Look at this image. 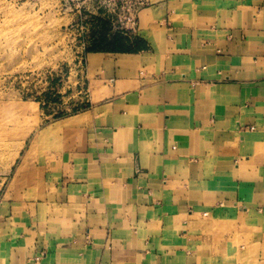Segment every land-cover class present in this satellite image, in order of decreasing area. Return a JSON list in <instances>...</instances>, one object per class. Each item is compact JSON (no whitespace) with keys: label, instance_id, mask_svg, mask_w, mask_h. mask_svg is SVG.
<instances>
[{"label":"crops","instance_id":"obj_1","mask_svg":"<svg viewBox=\"0 0 264 264\" xmlns=\"http://www.w3.org/2000/svg\"><path fill=\"white\" fill-rule=\"evenodd\" d=\"M137 18L85 53V106L37 131L39 196L0 200V264H264V0Z\"/></svg>","mask_w":264,"mask_h":264},{"label":"rangeland","instance_id":"obj_2","mask_svg":"<svg viewBox=\"0 0 264 264\" xmlns=\"http://www.w3.org/2000/svg\"><path fill=\"white\" fill-rule=\"evenodd\" d=\"M137 1L0 0V200L39 196L37 131L85 106V53L130 39Z\"/></svg>","mask_w":264,"mask_h":264},{"label":"built area","instance_id":"obj_3","mask_svg":"<svg viewBox=\"0 0 264 264\" xmlns=\"http://www.w3.org/2000/svg\"><path fill=\"white\" fill-rule=\"evenodd\" d=\"M146 2V0H138L137 3L135 4V7H133V12L129 13V17L131 18V22L134 25L135 28H137V17H138V12L140 10V8L142 7V5H144ZM141 6V7H140ZM40 257H35V261H39Z\"/></svg>","mask_w":264,"mask_h":264},{"label":"bare ground","instance_id":"obj_4","mask_svg":"<svg viewBox=\"0 0 264 264\" xmlns=\"http://www.w3.org/2000/svg\"><path fill=\"white\" fill-rule=\"evenodd\" d=\"M30 107V106H29ZM12 160V159H11ZM11 163V162H10Z\"/></svg>","mask_w":264,"mask_h":264}]
</instances>
